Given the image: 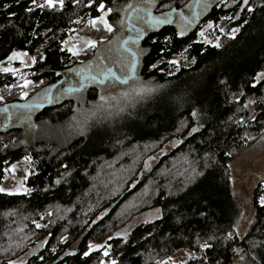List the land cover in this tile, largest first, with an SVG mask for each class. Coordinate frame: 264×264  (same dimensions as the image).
Returning a JSON list of instances; mask_svg holds the SVG:
<instances>
[{
	"label": "trees",
	"instance_id": "trees-1",
	"mask_svg": "<svg viewBox=\"0 0 264 264\" xmlns=\"http://www.w3.org/2000/svg\"><path fill=\"white\" fill-rule=\"evenodd\" d=\"M195 1L63 0V6L41 9L31 0H0V63L14 51H27L35 63L25 76L39 83L27 100L16 75L0 74V185L6 167L22 157L31 160L27 192H0V264H100L102 259L167 264L180 250L191 257L185 264H264L261 183L253 191L254 219L239 237L229 168L264 133V80L255 79L264 72V0H249L252 13L240 7L242 0H208L209 7L181 35L174 19L187 18L184 12ZM103 10L113 30L122 28L121 41L143 52L139 74L154 92L63 148L37 143L33 133L43 123L59 124L74 114L75 102L66 93H77L69 90L67 73L81 80L80 70L89 65L93 73L127 70L134 51L122 47L119 37L95 47L88 63L73 62L63 48L74 25ZM208 24L213 28L208 37L219 47L198 39ZM234 28L239 31L230 38ZM108 55L119 58L118 65ZM174 57L178 65L169 63ZM98 80L84 81L86 103L122 83ZM50 95L56 99L52 104ZM169 141L173 149L146 168ZM153 209L160 211L158 218L138 224L124 238L108 237ZM101 241L100 249L83 255L89 244ZM38 242L43 243L38 253L20 262ZM205 244L209 247L202 248Z\"/></svg>",
	"mask_w": 264,
	"mask_h": 264
},
{
	"label": "rangeland",
	"instance_id": "rangeland-1",
	"mask_svg": "<svg viewBox=\"0 0 264 264\" xmlns=\"http://www.w3.org/2000/svg\"><path fill=\"white\" fill-rule=\"evenodd\" d=\"M79 1V0H78ZM196 2V1H195ZM58 4V3H57ZM192 2L190 5H194ZM197 11H200L197 9ZM205 12L200 11V16ZM107 13L106 10L102 11L104 16V20L106 21ZM186 17L189 18L192 16V11L189 8L184 12ZM100 15V16H101ZM99 16V17H100ZM99 17L93 18L91 20H96L97 24L92 26L87 21L84 25L80 27L73 26L71 32L68 37L64 40L63 48L68 51L72 55V61L76 63H88L91 61L93 57L94 48L89 46L87 41H95L96 47L103 42H114L116 38L119 37L118 42L122 40L121 31L122 28L114 27L111 32H108L104 29L102 23H99ZM147 18V15H145ZM154 17H148V20L153 19ZM182 17H175L174 22L178 24L179 32L183 30V33L187 32L191 29L190 24H185L182 20ZM194 20H192L193 23ZM107 22V21H106ZM152 22V21H151ZM184 22V23H183ZM209 25V24H208ZM208 25L204 26L201 30H199L198 39L200 41H207L205 43L216 44V40L212 41L208 35L213 31L212 27H208ZM203 32V35L200 33ZM232 32V31H231ZM230 32V33H231ZM230 33L228 35H230ZM116 35V36H115ZM130 50L136 52L131 45L130 41H127L125 45ZM75 49L78 53L76 55L73 54L72 51H69L70 48ZM109 49V47H107ZM101 50V48H100ZM110 51V50H109ZM13 53L23 54L19 58L10 59ZM11 56L3 63H0V74L10 73L16 75L18 77V72L23 70L27 71L29 68L33 67L35 63L34 55L28 53L27 51H14ZM138 53V52H136ZM106 54H109L108 51ZM143 55V52L140 51L136 58L134 73L129 74L125 67L114 68L112 70L117 77H119L116 82H121L120 85L115 86H107L99 95V98L95 102L86 103V97L84 94L85 87L79 88L80 86V77L75 75L74 72L67 73L66 83L73 84L71 89H79L77 94H67L68 98H73L75 105L73 107L74 114L66 119L65 121L57 123H43V125L38 128V134L33 133L34 141L38 142H48L50 144L56 145L58 148H63L68 145L72 140L86 135L89 129L92 126H106V124L113 122L118 119V117L125 115L128 111L136 107V105L145 99L148 95L153 94L154 86L149 81L140 76L139 68H140V58ZM109 59L113 63L118 65L119 58L117 60L114 59L112 55ZM131 60V58H130ZM175 60L176 65L180 63L179 57H174L171 61ZM93 62V61H92ZM8 69V71H5ZM131 78V79H130ZM110 80H112L109 77ZM25 81H29L30 83L27 87L24 86ZM124 82V83H123ZM19 83V84H18ZM16 85L21 86L20 96L23 99H27L30 96H33L36 88L39 87V83H34L31 81L29 76H25L24 79H20L16 81ZM43 85V84H42ZM111 85V84H109ZM55 88V87H54ZM153 89V90H152ZM22 93H26V95L22 96ZM1 95V91H0ZM76 95V96H75ZM49 103L52 104L56 99H52ZM103 97V99L101 98ZM66 99V96L59 99V101ZM122 113V114H121ZM95 128V127H92ZM101 128V127H98ZM175 146L174 141L168 142L164 144L159 151L154 153L145 163V167L148 168L157 157L161 156L164 153H167L173 149ZM27 158V160L25 159ZM13 166H15L13 168ZM31 168V160L29 157H22L19 160L13 162L8 167L4 169V178L1 183L0 189H3V193L6 194H22L27 192V189L24 185V181L26 177L29 175V171ZM230 176H231V184L233 189V195L235 199L236 206L238 208V219L234 225V232L237 233L239 237L243 236L248 228L250 227L253 219H254V210L252 205L253 191L257 186L258 182L261 183L262 193L258 198L260 201L261 197H264V133L263 135L257 139L253 144L249 145L243 152L235 156L230 162ZM11 176L16 177V182L11 183L9 178ZM13 184V185H12ZM260 204V203H259ZM160 216V211L158 209L149 210L146 212L139 213L132 218H130L126 223L122 224L120 227L113 233H111L108 237H117L124 238L126 235L138 224L143 222L152 221ZM94 246L93 250L100 249L103 246V241L92 243ZM43 243L38 242L34 246L30 248V250L23 256L20 262H23L28 256L38 253V251L42 248ZM98 246V247H97ZM75 247V245L73 246ZM102 256H105L104 253ZM190 255L186 253L184 250H180L170 256L168 258L167 264H185L190 260ZM104 264H111L112 261L104 260ZM108 261V262H107ZM242 262L238 260H233L230 264H241Z\"/></svg>",
	"mask_w": 264,
	"mask_h": 264
},
{
	"label": "snow or ice",
	"instance_id": "snow-or-ice-1",
	"mask_svg": "<svg viewBox=\"0 0 264 264\" xmlns=\"http://www.w3.org/2000/svg\"><path fill=\"white\" fill-rule=\"evenodd\" d=\"M32 4L36 5V7L38 8H41L43 9L45 6H47L48 8H54L55 4L58 3L60 4L61 6H63V0H44V3L43 4H36V0H31ZM221 3L224 2V0H220ZM247 6V11L249 13H252L253 12V8L251 6H249V0H242V3L240 4V7H246ZM5 7H7V5H5ZM129 8L132 7V5H128ZM207 7H209V4H208V0H196L195 4L194 5H190V10L192 11V16L189 17V18H183L185 20V24H190L192 22V20H194L199 14H200V11H203L204 9H206ZM104 8V5L103 3L100 4L99 8H98V11L103 9ZM197 9H199L200 11H197ZM27 11H32L31 8H28ZM157 20V22H159V19L158 18H154ZM99 23H102L103 26H104V29L108 32H111L112 31V28L111 26L104 20V16L101 15L99 17ZM89 24H91L92 26H95L97 24V21L96 20H90L89 21ZM208 27H212L211 24L208 25ZM239 31V28H234L232 29V32L230 33V38H235V33ZM221 32H223V29H221ZM181 35H183V30L181 31L180 33ZM200 35H203V32L200 33ZM207 42V41H205ZM89 46L91 47H96V42L95 41H87L86 42ZM127 44V41H121V46L124 47L125 45ZM214 47H219V44H216V45H213ZM127 50V49H125ZM69 51H72L74 55L78 54L74 47L73 48H70ZM21 55L23 54H18V53H13L12 56L10 57V59H13V58H19ZM137 55L138 53L136 52H132L131 53V60L127 66V70H128V73L129 74H132L134 73V69H135V63H136V58H137ZM170 64H175L176 61L173 60V61H169ZM5 71H8V69H5ZM80 75H81V80H80V87H84V81L85 80H90V81H96L99 77V80L98 82L99 83H104L105 80L109 79V77L112 79V81H116L119 79V77L116 76V74L112 71V69H106L100 73H93L92 70H91V66H87L86 68H83L80 70ZM255 79L257 81H260V80H264V72H258L256 74V77ZM30 82L29 81H25L24 83V86L27 87V85L29 84ZM255 86V85H253ZM71 91H78L79 89H69ZM23 95H26V93H22V96ZM103 99V97H101ZM193 115H195V113H193ZM193 131H195V129H193ZM27 160V158H25ZM15 166H13L14 168ZM0 191H3V189H0ZM260 205L261 206H264V197H261L260 198V201H259ZM39 227V225H37ZM98 247V246H97ZM105 247V251H104V255L107 256L108 255V251H107V246H104ZM206 247H209V245L205 244V245H202V248H206ZM93 248L94 246L92 244H89L88 245V249L87 251H85L83 253V255L85 257H87L89 255V253H91L93 251ZM100 264H104L103 261L100 262ZM112 264H115V261L112 262Z\"/></svg>",
	"mask_w": 264,
	"mask_h": 264
},
{
	"label": "built area",
	"instance_id": "built-area-1",
	"mask_svg": "<svg viewBox=\"0 0 264 264\" xmlns=\"http://www.w3.org/2000/svg\"><path fill=\"white\" fill-rule=\"evenodd\" d=\"M18 77L20 78V79H24L25 78V71H23V70H21V71H19L18 72ZM9 181L11 182V183H15L16 182V177L14 176H11L10 178H9ZM13 185V184H12Z\"/></svg>",
	"mask_w": 264,
	"mask_h": 264
},
{
	"label": "flooded vegetation",
	"instance_id": "flooded-vegetation-1",
	"mask_svg": "<svg viewBox=\"0 0 264 264\" xmlns=\"http://www.w3.org/2000/svg\"><path fill=\"white\" fill-rule=\"evenodd\" d=\"M52 91H53V90H52ZM50 96H51V95H50ZM50 100H51V98H50V97H48V98H47V101H50Z\"/></svg>",
	"mask_w": 264,
	"mask_h": 264
},
{
	"label": "water",
	"instance_id": "water-1",
	"mask_svg": "<svg viewBox=\"0 0 264 264\" xmlns=\"http://www.w3.org/2000/svg\"><path fill=\"white\" fill-rule=\"evenodd\" d=\"M156 20V19H155ZM156 22H157V20H156ZM160 22V21H159Z\"/></svg>",
	"mask_w": 264,
	"mask_h": 264
},
{
	"label": "crops",
	"instance_id": "crops-1",
	"mask_svg": "<svg viewBox=\"0 0 264 264\" xmlns=\"http://www.w3.org/2000/svg\"><path fill=\"white\" fill-rule=\"evenodd\" d=\"M1 186V185H0ZM25 193V192H24Z\"/></svg>",
	"mask_w": 264,
	"mask_h": 264
},
{
	"label": "bare ground",
	"instance_id": "bare-ground-1",
	"mask_svg": "<svg viewBox=\"0 0 264 264\" xmlns=\"http://www.w3.org/2000/svg\"><path fill=\"white\" fill-rule=\"evenodd\" d=\"M14 177V176H13Z\"/></svg>",
	"mask_w": 264,
	"mask_h": 264
}]
</instances>
